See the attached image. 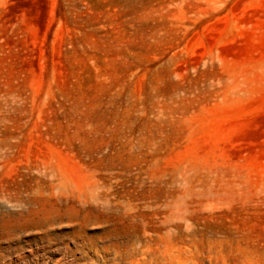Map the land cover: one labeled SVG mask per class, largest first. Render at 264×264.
Returning <instances> with one entry per match:
<instances>
[{"label":"rangeland","instance_id":"rangeland-1","mask_svg":"<svg viewBox=\"0 0 264 264\" xmlns=\"http://www.w3.org/2000/svg\"><path fill=\"white\" fill-rule=\"evenodd\" d=\"M0 264H264V0H0Z\"/></svg>","mask_w":264,"mask_h":264}]
</instances>
